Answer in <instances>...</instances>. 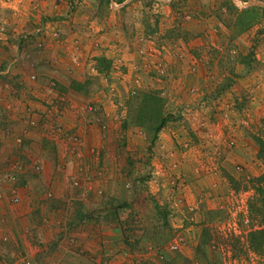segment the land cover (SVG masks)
<instances>
[{
	"label": "rangeland",
	"instance_id": "rangeland-1",
	"mask_svg": "<svg viewBox=\"0 0 264 264\" xmlns=\"http://www.w3.org/2000/svg\"><path fill=\"white\" fill-rule=\"evenodd\" d=\"M83 1L52 0L67 15ZM134 1L157 58L143 75L46 34L54 14L17 33L13 12L38 0H0V264H264L238 183L264 174V0ZM109 81L115 100L95 103Z\"/></svg>",
	"mask_w": 264,
	"mask_h": 264
},
{
	"label": "crops",
	"instance_id": "crops-1",
	"mask_svg": "<svg viewBox=\"0 0 264 264\" xmlns=\"http://www.w3.org/2000/svg\"><path fill=\"white\" fill-rule=\"evenodd\" d=\"M26 2L27 0H22ZM39 4L34 3H21L18 5L17 12H13L11 23L16 26L17 33L21 30H32L40 24L41 18L45 15H56L55 21L50 22L45 27L46 34L58 33L61 40L68 39L70 37L79 36L81 41L94 43L95 46L93 53L91 54V61L93 58L105 57L110 63V69L116 65L121 64L124 68H127V72L132 70H139V74L143 75L152 66L157 67V58L153 56H143L144 45L141 42L142 34V22L141 18L137 16V10L142 8V2H136L134 0H123L120 3H114V7L108 3L102 2V0H85L78 4L74 11L68 14V7L66 3H59L55 5L52 0H38ZM135 9L136 13L130 15V10ZM64 16V17H63ZM66 16V17H65ZM36 25V26H35ZM43 25V24H42ZM62 49V48H61ZM61 51V50H59ZM62 54H64L62 52ZM81 64L89 57L87 53H81ZM253 61H251L250 67L240 66L238 73L241 74L239 80L246 84V87H253L256 82L260 81L261 74L258 72V64L260 62L259 55L256 54ZM46 71H52L50 67L45 68ZM80 68H76L79 70ZM73 70V69H72ZM75 70H73L74 72ZM110 71V72H111ZM77 77L80 80L81 71H76ZM76 72H74L76 74ZM114 72V71H113ZM66 73V72H65ZM135 73V72H134ZM69 74V73H68ZM100 75V74H99ZM114 77V75H113ZM105 86L97 87L99 91L94 93L93 101L100 104H112L115 100V93L113 92V84L109 81ZM66 96L64 98L70 103H74L78 99L79 94L72 93V89L69 85H66ZM106 87V90L104 91ZM47 90L52 91L51 86H48ZM83 97H88L85 94H80ZM117 96V95H116ZM52 95H48L46 100L52 99ZM75 99V100H74ZM200 117V118H199ZM199 119L201 123L193 122L192 126L198 129V134L203 140H208L211 132H214L212 123L209 121V115L205 113H199ZM193 120H195L192 115ZM197 126V128H196ZM212 135V134H211ZM67 178H43L42 181L46 185H64ZM41 181L37 179L39 183ZM63 194V189L60 188ZM59 193V195L61 194ZM45 215V214H44Z\"/></svg>",
	"mask_w": 264,
	"mask_h": 264
},
{
	"label": "trees",
	"instance_id": "trees-1",
	"mask_svg": "<svg viewBox=\"0 0 264 264\" xmlns=\"http://www.w3.org/2000/svg\"><path fill=\"white\" fill-rule=\"evenodd\" d=\"M238 183L240 190L251 192V201L254 202L249 206V215L258 223V228L250 230L247 234L249 246L254 253L264 257V174L251 178L243 177Z\"/></svg>",
	"mask_w": 264,
	"mask_h": 264
}]
</instances>
